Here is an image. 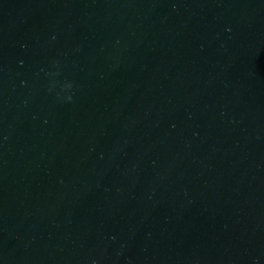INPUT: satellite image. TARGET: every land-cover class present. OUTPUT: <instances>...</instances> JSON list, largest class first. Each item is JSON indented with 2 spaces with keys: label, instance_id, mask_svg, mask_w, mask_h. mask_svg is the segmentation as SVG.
<instances>
[{
  "label": "water",
  "instance_id": "water-1",
  "mask_svg": "<svg viewBox=\"0 0 264 264\" xmlns=\"http://www.w3.org/2000/svg\"><path fill=\"white\" fill-rule=\"evenodd\" d=\"M0 264H264V0H0Z\"/></svg>",
  "mask_w": 264,
  "mask_h": 264
},
{
  "label": "clouds",
  "instance_id": "clouds-1",
  "mask_svg": "<svg viewBox=\"0 0 264 264\" xmlns=\"http://www.w3.org/2000/svg\"><path fill=\"white\" fill-rule=\"evenodd\" d=\"M52 75H55V73H52ZM54 87H55V84H50V85H49V91H52V89H53ZM71 88H72V84H71V82H65L63 85H61V87H60V92H57V93H56L57 98L60 97L61 92H66V91L70 90ZM63 99H64L66 102H70V101L72 100V97H71V95H65V96L63 97Z\"/></svg>",
  "mask_w": 264,
  "mask_h": 264
}]
</instances>
